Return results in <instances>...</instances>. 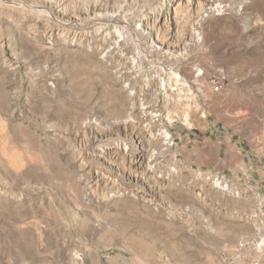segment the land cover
Wrapping results in <instances>:
<instances>
[{"label": "rangeland", "instance_id": "obj_1", "mask_svg": "<svg viewBox=\"0 0 264 264\" xmlns=\"http://www.w3.org/2000/svg\"><path fill=\"white\" fill-rule=\"evenodd\" d=\"M224 136L264 147V0H0V264H264Z\"/></svg>", "mask_w": 264, "mask_h": 264}, {"label": "crops", "instance_id": "obj_2", "mask_svg": "<svg viewBox=\"0 0 264 264\" xmlns=\"http://www.w3.org/2000/svg\"><path fill=\"white\" fill-rule=\"evenodd\" d=\"M253 140L247 137L238 138H229L223 137L221 139H217L215 137H211L208 140V150L205 151V160H202L203 165H207L208 167L217 164V167H223L226 169L227 167H264V150L263 143L260 144L259 139L255 141L258 143L253 144ZM224 145L225 157L220 162H217V147ZM240 148L244 149L240 151ZM255 150H259L258 153ZM257 155V159L259 160L256 163H251V156ZM254 155V156H255ZM250 160L246 164H242L241 161L245 160L244 157ZM247 160V159H246Z\"/></svg>", "mask_w": 264, "mask_h": 264}, {"label": "built area", "instance_id": "obj_3", "mask_svg": "<svg viewBox=\"0 0 264 264\" xmlns=\"http://www.w3.org/2000/svg\"><path fill=\"white\" fill-rule=\"evenodd\" d=\"M212 86L215 90H220V88L222 87V83L220 82V80L218 79H213L212 80ZM198 174H201V172H199ZM219 178V177H217ZM219 183L222 184L224 183L225 184V187L227 189H229V182L226 180V175H222L220 178H219ZM234 192L238 195L240 194V191L238 189H235Z\"/></svg>", "mask_w": 264, "mask_h": 264}]
</instances>
